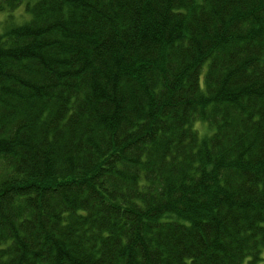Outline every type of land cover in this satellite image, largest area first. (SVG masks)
Masks as SVG:
<instances>
[{"label": "trees", "instance_id": "1", "mask_svg": "<svg viewBox=\"0 0 264 264\" xmlns=\"http://www.w3.org/2000/svg\"><path fill=\"white\" fill-rule=\"evenodd\" d=\"M23 5L0 34V264H258L264 0L0 11Z\"/></svg>", "mask_w": 264, "mask_h": 264}, {"label": "rangeland", "instance_id": "2", "mask_svg": "<svg viewBox=\"0 0 264 264\" xmlns=\"http://www.w3.org/2000/svg\"><path fill=\"white\" fill-rule=\"evenodd\" d=\"M10 16L13 17V23L15 24H21L30 18V15L25 12V5L21 6L12 13L8 11H0V34L6 29V20H8ZM195 126L202 135L210 133V129L206 123L197 122ZM258 264H264V247L261 253V260Z\"/></svg>", "mask_w": 264, "mask_h": 264}]
</instances>
